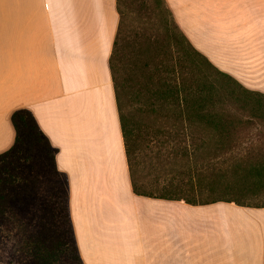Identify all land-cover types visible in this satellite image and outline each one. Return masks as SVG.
I'll use <instances>...</instances> for the list:
<instances>
[{"label":"crops","instance_id":"crops-1","mask_svg":"<svg viewBox=\"0 0 264 264\" xmlns=\"http://www.w3.org/2000/svg\"><path fill=\"white\" fill-rule=\"evenodd\" d=\"M191 44L264 93V0H165ZM117 0H0V154L28 109L57 149L83 264H264V206L133 191L110 69Z\"/></svg>","mask_w":264,"mask_h":264},{"label":"trees","instance_id":"trees-1","mask_svg":"<svg viewBox=\"0 0 264 264\" xmlns=\"http://www.w3.org/2000/svg\"><path fill=\"white\" fill-rule=\"evenodd\" d=\"M122 1L117 0L119 23L109 62L133 191L150 197L182 199L194 205L226 200L245 206H264V203L249 204L219 196L207 200L188 197L172 183L162 187L160 194L145 192L138 186L132 155L140 136L158 148L169 149L170 159L185 158L189 163L188 174L199 178L205 163L213 166V160L220 154L239 150L243 141L242 132L255 120L264 122V93L244 87L198 51L178 27L165 0H154L155 7L164 12V31L168 41L177 46L168 53H162L150 44V39L141 43L139 39L142 35L135 33L126 60L127 55L123 52L125 12ZM143 8L151 9L147 0H143ZM139 58L144 59L141 64ZM126 68L129 69V76L124 75ZM129 78L133 84H130ZM229 82L235 87H228ZM242 111H246L247 116L242 115ZM11 121L15 140L8 150L0 154L6 171V177L0 180V226L10 217L4 207L21 205L28 195L20 160L39 155L50 161L55 173L63 176L67 193V178L55 164L57 149L50 144L33 114L25 108L17 109L12 113ZM257 155L255 151L249 155L248 175L264 173V157L260 159ZM209 180L206 187L212 191L218 183ZM170 181L173 182V178ZM13 183V187L6 191V185ZM197 187L203 189L201 184ZM257 189L260 190L258 186ZM66 206L69 218L67 196ZM12 215V221L23 225L22 219ZM69 223L72 247L81 262L70 220ZM47 225L42 222L39 233L32 235L30 241L20 247L14 264H56L54 260L50 261L52 252L46 254L48 250L43 252L41 247L48 238Z\"/></svg>","mask_w":264,"mask_h":264},{"label":"rangeland","instance_id":"rangeland-1","mask_svg":"<svg viewBox=\"0 0 264 264\" xmlns=\"http://www.w3.org/2000/svg\"><path fill=\"white\" fill-rule=\"evenodd\" d=\"M147 1L151 9L143 8V0L122 1V9L125 12L123 52L127 55L126 60L135 33L142 35L139 39L141 43H147L150 39V44L162 53H168L171 48L177 46L170 43L165 35L164 12L155 7L154 0ZM123 59L125 61V56ZM143 60L139 58V63L141 64ZM128 72L129 69L126 68L124 75L127 76ZM132 82L130 79V84H133ZM229 85L228 87H235L231 82ZM242 112V115L247 116L246 111ZM242 136L243 141L239 150L220 154L213 160L214 167L205 163L199 178L194 176L195 173L194 177L188 174L189 163L185 158L179 156L170 159L169 149L158 148L140 136L132 155L134 178L138 186L148 193L160 194L159 190L162 187L172 183L185 196H193L200 200L219 196L249 204H263L264 173L252 176L248 175V172L251 153L255 151L258 158L264 157V122L255 120L252 126L242 132ZM19 163L28 185V195L21 205L4 207V211L10 217L0 226V264H14L20 247L27 244L32 235L39 233L42 222L48 224L49 234L41 247L43 252L48 250L46 254L52 252L50 261L54 260L56 264H82L72 247L66 206V183L63 176L55 173L50 161L39 155L20 160ZM198 166L201 167L200 164ZM3 167V159L0 158V180L6 177ZM172 178L173 182L170 181ZM209 179L218 183L212 191L206 187ZM199 184L202 185V190L198 189ZM13 185L14 183L7 184L5 190H9ZM12 214L22 219L23 225H19L18 221H12L14 218Z\"/></svg>","mask_w":264,"mask_h":264}]
</instances>
